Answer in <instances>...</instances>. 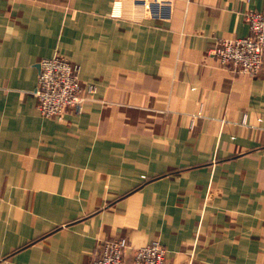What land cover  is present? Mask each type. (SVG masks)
<instances>
[{
	"label": "crops",
	"instance_id": "0c3cea01",
	"mask_svg": "<svg viewBox=\"0 0 264 264\" xmlns=\"http://www.w3.org/2000/svg\"><path fill=\"white\" fill-rule=\"evenodd\" d=\"M250 10L264 0H173L162 21L131 0H0V264H91L119 237L168 264H264V70L209 54ZM56 54L96 87L63 120L34 95Z\"/></svg>",
	"mask_w": 264,
	"mask_h": 264
},
{
	"label": "built area",
	"instance_id": "2783aa9c",
	"mask_svg": "<svg viewBox=\"0 0 264 264\" xmlns=\"http://www.w3.org/2000/svg\"><path fill=\"white\" fill-rule=\"evenodd\" d=\"M135 12L157 20L171 17L173 0H131ZM250 32L247 36L216 41L209 54L221 65L233 70L258 75L264 70V11L246 13ZM34 95L37 109L44 117L63 120L93 97L94 84L84 85L79 66L60 54L43 58ZM132 249V251H131ZM131 251V254H129ZM91 264H168L166 247L158 240L133 248L125 237L102 243Z\"/></svg>",
	"mask_w": 264,
	"mask_h": 264
}]
</instances>
